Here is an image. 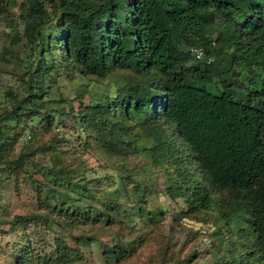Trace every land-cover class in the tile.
Masks as SVG:
<instances>
[{
  "label": "trees",
  "instance_id": "1",
  "mask_svg": "<svg viewBox=\"0 0 264 264\" xmlns=\"http://www.w3.org/2000/svg\"><path fill=\"white\" fill-rule=\"evenodd\" d=\"M24 6L31 59L20 88L6 93L11 109L0 114V161L8 143L4 123L47 106L37 74L63 65L103 80L119 71L124 87L74 116L87 145L123 158L126 146L141 147L127 140L141 128L174 197L190 213L216 210L218 221L229 220L224 227L238 230L249 256L233 257L234 246L228 259L264 264V0H26ZM65 175L64 168L57 173ZM71 186L75 196L67 192L62 203L70 202L64 229L100 223L104 202L96 203L85 185ZM121 253L113 246L112 256ZM11 257L14 264H75L85 255L57 238L53 254H39L26 240Z\"/></svg>",
  "mask_w": 264,
  "mask_h": 264
},
{
  "label": "rangeland",
  "instance_id": "2",
  "mask_svg": "<svg viewBox=\"0 0 264 264\" xmlns=\"http://www.w3.org/2000/svg\"><path fill=\"white\" fill-rule=\"evenodd\" d=\"M25 2L0 0V114L11 109L6 93L20 88L31 59ZM52 60L49 56L48 64ZM36 82L45 88L47 106L4 123L8 143L0 161V264H14L11 256L26 240L39 254H53L57 238L80 247L85 257L75 264H233L228 251L234 246L232 256L247 260L250 249L238 230L224 227L229 220L218 221L216 210L190 213L169 191V175L164 165L154 163L151 138L141 128L127 137L141 147L126 146L123 158L87 145L74 116L81 106L122 89L121 72L100 80L54 65L48 73L37 74ZM57 110L71 117L62 118ZM56 152L62 156L59 162ZM63 168L68 178L57 176ZM71 185L87 186L96 203L104 202L100 223L64 229L63 211L70 202L62 203L75 196ZM15 216L27 218L14 228L9 221ZM116 245L122 250L120 259L111 255Z\"/></svg>",
  "mask_w": 264,
  "mask_h": 264
},
{
  "label": "built area",
  "instance_id": "3",
  "mask_svg": "<svg viewBox=\"0 0 264 264\" xmlns=\"http://www.w3.org/2000/svg\"><path fill=\"white\" fill-rule=\"evenodd\" d=\"M194 53L196 54V56H197L198 58H201L202 55H203L202 50H195Z\"/></svg>",
  "mask_w": 264,
  "mask_h": 264
}]
</instances>
